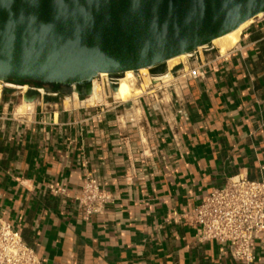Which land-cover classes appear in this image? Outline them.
Masks as SVG:
<instances>
[{
    "label": "crops",
    "instance_id": "obj_1",
    "mask_svg": "<svg viewBox=\"0 0 264 264\" xmlns=\"http://www.w3.org/2000/svg\"><path fill=\"white\" fill-rule=\"evenodd\" d=\"M238 42L225 56L195 52L125 104L5 90L0 219L44 264H238L191 219L229 179L264 181V14ZM191 67L203 78L183 79ZM23 98L32 108L17 115ZM86 176L111 199L87 220L75 201ZM254 257L264 264V241Z\"/></svg>",
    "mask_w": 264,
    "mask_h": 264
},
{
    "label": "water",
    "instance_id": "obj_2",
    "mask_svg": "<svg viewBox=\"0 0 264 264\" xmlns=\"http://www.w3.org/2000/svg\"><path fill=\"white\" fill-rule=\"evenodd\" d=\"M263 14L264 0H0V81L85 93L99 74L192 53Z\"/></svg>",
    "mask_w": 264,
    "mask_h": 264
},
{
    "label": "built area",
    "instance_id": "obj_3",
    "mask_svg": "<svg viewBox=\"0 0 264 264\" xmlns=\"http://www.w3.org/2000/svg\"><path fill=\"white\" fill-rule=\"evenodd\" d=\"M195 52L188 59H193ZM203 76L202 67H191L182 78L198 80ZM113 87L110 84L111 92ZM3 90L0 86V96ZM58 193L64 191L55 192ZM110 200L92 176L84 178L81 193L75 199L85 220L100 214ZM191 219L202 242L213 240L226 245L236 263L253 264L254 243L264 241V181L252 182L243 176L229 179L194 208ZM0 264H44L24 245L16 230L1 219Z\"/></svg>",
    "mask_w": 264,
    "mask_h": 264
},
{
    "label": "bare ground",
    "instance_id": "obj_4",
    "mask_svg": "<svg viewBox=\"0 0 264 264\" xmlns=\"http://www.w3.org/2000/svg\"><path fill=\"white\" fill-rule=\"evenodd\" d=\"M262 15H258L256 18H260ZM252 20L244 23L241 25L238 29L234 30L233 32H230L224 36H221L212 42H210L208 45H204L202 47H199L196 49L197 52H201L203 49L213 47V49H216L218 54L220 56H225L228 50H231L234 48L237 43H239V37L241 35V32L243 29H245ZM190 57V52L181 54L177 57L171 58L169 60H166L165 62L147 67L142 68L137 71H126L123 73H118L115 75H109V74H99L97 77L93 78L89 82V87L87 88V94H88V100L86 101L88 104H94L99 103L101 98V92L103 91H109V78L114 77L117 78L114 80L113 88H112V98L116 102L120 103H126L130 100L136 99L139 96H142V94L145 92L146 85L139 87L135 84L136 79L133 77L135 75V72L145 75L148 77L149 83L156 84L158 87L163 85H167L171 80V74L170 72L178 65H183V68L186 69V61L187 58ZM188 63V62H187ZM156 68H160V72L157 74H151L150 72L155 70ZM182 68V69H183ZM101 79V86H99L96 82V79ZM173 82V81H172ZM0 83H3L0 81ZM4 88H11L15 90H21L22 93H25L28 89L27 86H18L16 84H9V83H3ZM72 87V97L74 99L75 104H78V90L77 85H70ZM39 93H43L42 89H36ZM85 91V92H86ZM31 102V101H30ZM28 102L25 98L22 100V104L16 109L17 115H24L27 112H29L32 108L31 103ZM68 102V100H67ZM70 102V100H69ZM131 102V101H130ZM68 105H66L67 107ZM140 110V109H139ZM139 110L137 112H139ZM136 113V111H135ZM139 115V113H138Z\"/></svg>",
    "mask_w": 264,
    "mask_h": 264
},
{
    "label": "rangeland",
    "instance_id": "obj_5",
    "mask_svg": "<svg viewBox=\"0 0 264 264\" xmlns=\"http://www.w3.org/2000/svg\"><path fill=\"white\" fill-rule=\"evenodd\" d=\"M207 50H209V49H207ZM207 50H202L201 52H197L196 51V56H198L200 53H203V52H205V51H207ZM194 57H195V55L193 56V59H194ZM193 59H188L187 58V61H186V64H187V62H189L190 63V61L191 60H193ZM183 68V65H178V66H176L173 70H179V69H182ZM133 77L136 79V82H135V84L137 85V86H139V87H142V86H144V85H146V86H149V85H153V86H156V87H158L156 84H152V83H149V80H148V77L147 76H145V75H142V74H139V73H137V72H135V75H133ZM117 78H114V77H110L109 78V87H110V84H113L115 81L114 80H116ZM96 82H97V84L99 85V86H101V79L100 78H97L96 79ZM3 83H5V82H3ZM3 83H0V86H3L4 84ZM5 90H10V91H12V92H14V93H16V94H18L19 92H21V90H15V89H11V88H4V90H3V92L5 91ZM28 90H32V91H34L33 89H30V88H28ZM27 90V91H28ZM71 90H72V87H68V88H61V89H59L58 90V92H61V93H65V94H68V93H71ZM79 93V92H78ZM80 94V93H79ZM81 95V97H83L84 95H85V97H87L88 96V94H87V91L85 92V93H81L80 94ZM104 95H110V97L112 98V94H111V90H109V91H102L101 92V98L103 99L104 98ZM102 99L99 101V103L102 101ZM86 100H88V98H86ZM98 103V102H97Z\"/></svg>",
    "mask_w": 264,
    "mask_h": 264
}]
</instances>
